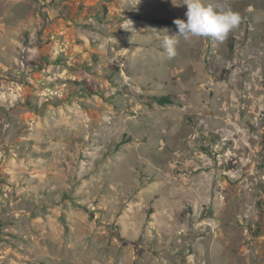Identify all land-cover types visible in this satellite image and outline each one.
<instances>
[{"label": "rangeland", "instance_id": "obj_1", "mask_svg": "<svg viewBox=\"0 0 264 264\" xmlns=\"http://www.w3.org/2000/svg\"><path fill=\"white\" fill-rule=\"evenodd\" d=\"M205 3L0 0V264H264V0Z\"/></svg>", "mask_w": 264, "mask_h": 264}, {"label": "clouds", "instance_id": "obj_2", "mask_svg": "<svg viewBox=\"0 0 264 264\" xmlns=\"http://www.w3.org/2000/svg\"><path fill=\"white\" fill-rule=\"evenodd\" d=\"M171 2L174 6L187 5V11L186 19L176 18L173 21L177 26V32L163 38L162 46L168 58L177 55L179 43L177 37H182L186 42L193 38L204 37L222 43L241 22L239 13L230 7L216 8L205 3V0H171Z\"/></svg>", "mask_w": 264, "mask_h": 264}, {"label": "trees", "instance_id": "obj_3", "mask_svg": "<svg viewBox=\"0 0 264 264\" xmlns=\"http://www.w3.org/2000/svg\"><path fill=\"white\" fill-rule=\"evenodd\" d=\"M152 21L158 22V23H164V24L170 23V21L168 19H162V18L161 19L160 18H153ZM86 86L88 89H91L89 85L86 84ZM154 99L161 106H165L167 104H174V99L170 95L157 96Z\"/></svg>", "mask_w": 264, "mask_h": 264}]
</instances>
